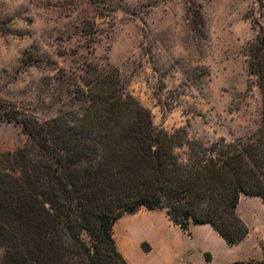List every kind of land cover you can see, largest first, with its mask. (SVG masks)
<instances>
[{
  "label": "trees",
  "instance_id": "16d2710c",
  "mask_svg": "<svg viewBox=\"0 0 264 264\" xmlns=\"http://www.w3.org/2000/svg\"><path fill=\"white\" fill-rule=\"evenodd\" d=\"M185 12L192 23L204 20L200 4ZM256 25L244 54L261 112L246 137L205 142L184 126L159 127L116 67L91 61L68 77L69 108L42 121L2 113L26 139L0 152V264H128L114 224L139 207L164 209L188 235L190 224H208L229 245L244 239L240 195L264 202V28ZM262 251V259L228 264H264Z\"/></svg>",
  "mask_w": 264,
  "mask_h": 264
},
{
  "label": "rangeland",
  "instance_id": "374dc122",
  "mask_svg": "<svg viewBox=\"0 0 264 264\" xmlns=\"http://www.w3.org/2000/svg\"><path fill=\"white\" fill-rule=\"evenodd\" d=\"M187 3L200 4L203 21L187 20ZM256 22L264 28V0H0V152L26 139L2 113L42 121L69 108L68 77L87 61L116 67L159 127L184 126L205 142L250 135L261 95L244 48ZM238 213L252 236L264 227L259 198L243 196ZM190 232L164 209L145 207L124 214L113 230L128 264H227L251 251V241L239 252L209 225H191Z\"/></svg>",
  "mask_w": 264,
  "mask_h": 264
},
{
  "label": "crops",
  "instance_id": "0c3cea01",
  "mask_svg": "<svg viewBox=\"0 0 264 264\" xmlns=\"http://www.w3.org/2000/svg\"><path fill=\"white\" fill-rule=\"evenodd\" d=\"M243 196H245V197H255V196H248V195L241 194L240 197H239V200H238L237 207H236L237 213H238V206H239L240 200L242 199ZM238 215L248 225L249 232H248V235L244 239H242L240 242H238L236 244H232L231 246H233L234 249L239 250V252H242L243 251L242 248L243 247H247L246 246L247 243H249L251 241L250 242L251 251H250L249 255L246 256V258H238L236 260L262 259L263 258L262 246L264 245V227H257L254 236H252V228L249 226V223H248L247 219L244 216H241L239 213H238ZM191 225H202V224H190V226ZM204 225H208V224H204ZM190 226H189V231H190ZM227 245H229V244H227Z\"/></svg>",
  "mask_w": 264,
  "mask_h": 264
}]
</instances>
